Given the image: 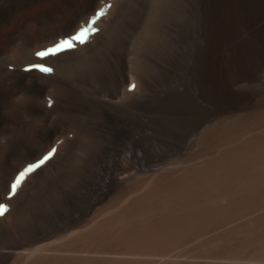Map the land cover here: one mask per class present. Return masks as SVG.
Segmentation results:
<instances>
[{"label":"bare ground","instance_id":"bare-ground-1","mask_svg":"<svg viewBox=\"0 0 264 264\" xmlns=\"http://www.w3.org/2000/svg\"><path fill=\"white\" fill-rule=\"evenodd\" d=\"M0 203V264H264V0H0Z\"/></svg>","mask_w":264,"mask_h":264},{"label":"snow or ice","instance_id":"snow-or-ice-1","mask_svg":"<svg viewBox=\"0 0 264 264\" xmlns=\"http://www.w3.org/2000/svg\"><path fill=\"white\" fill-rule=\"evenodd\" d=\"M110 7V6H109ZM107 8L101 7L97 10L92 17H90L85 24L81 25L78 30L68 37H62L52 46H49L42 50H37L35 56L38 60H44L46 58H56L58 55L65 53L69 50H73L80 45H86L90 42L91 38L97 33L98 29L95 26L101 18H103L107 12ZM36 70L41 74H51L54 69L51 66H46L44 63L34 62L27 65L24 69L26 72ZM136 87L135 84L129 86V91L134 90ZM48 104L51 107L53 101L48 100ZM57 149L52 148L49 150L41 159L34 163H29L22 170H20L15 176L12 182L10 183V190L8 192V197L12 198L18 194V191L22 188V185L26 181V178L30 174L34 173L36 170L41 168L47 161H49ZM10 206L0 203V217L5 216L9 212Z\"/></svg>","mask_w":264,"mask_h":264},{"label":"rangeland","instance_id":"rangeland-1","mask_svg":"<svg viewBox=\"0 0 264 264\" xmlns=\"http://www.w3.org/2000/svg\"><path fill=\"white\" fill-rule=\"evenodd\" d=\"M242 28H244V26H242Z\"/></svg>","mask_w":264,"mask_h":264}]
</instances>
